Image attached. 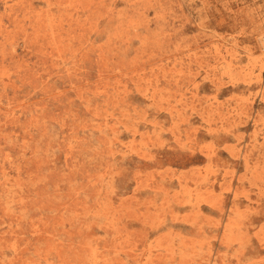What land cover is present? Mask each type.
I'll return each mask as SVG.
<instances>
[{
	"label": "rangeland",
	"instance_id": "rangeland-1",
	"mask_svg": "<svg viewBox=\"0 0 264 264\" xmlns=\"http://www.w3.org/2000/svg\"><path fill=\"white\" fill-rule=\"evenodd\" d=\"M0 264H264V0H0Z\"/></svg>",
	"mask_w": 264,
	"mask_h": 264
}]
</instances>
